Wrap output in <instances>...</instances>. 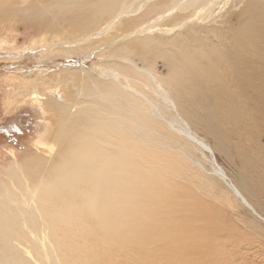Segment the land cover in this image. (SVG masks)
<instances>
[{"label": "bare ground", "instance_id": "bare-ground-1", "mask_svg": "<svg viewBox=\"0 0 264 264\" xmlns=\"http://www.w3.org/2000/svg\"><path fill=\"white\" fill-rule=\"evenodd\" d=\"M152 1L156 0L139 6V0H46L22 11L6 3L0 6V21L26 12L30 19L21 18L38 28L48 25L50 15L56 19L50 23L68 25L77 37H89L86 34L106 24L95 33L104 41L102 33L140 13ZM182 1L158 0L136 20H125L122 29L134 34L137 26L157 17L163 20L153 22L154 26H163L165 21L166 27L181 26L217 5L215 0ZM175 11L179 14L167 20L166 15ZM241 14H248L252 23L229 28L228 34L225 26L222 34L210 24L214 34H207L209 45L198 37L205 28L194 25L170 39L146 36L122 44L94 45L95 49H111L107 56L109 78L88 76L78 85L73 104L48 105L62 116L56 121L51 141L57 147L53 158L33 157L25 164L5 168L9 187L0 192L6 198L0 202V264H30L22 241L31 240L26 233L32 236L41 263L46 264H112L116 251L120 255L134 247L143 264H157L143 243L161 235L168 240L181 237L201 220L205 221L202 237H214L216 210L174 182L185 178L188 168L180 157L166 150L169 134L158 105L147 90L139 93L135 89L139 85L151 87L148 83L155 75L158 58L173 70L156 84L167 87L185 114L212 135L222 150L239 149L236 154L247 173L243 186L249 193L258 187L264 194V1L252 9L246 7ZM136 57L144 60V67L135 63ZM78 71L88 73L84 68ZM74 105L78 110L69 117ZM162 221L170 226L159 229ZM44 240L50 241L48 247H44Z\"/></svg>", "mask_w": 264, "mask_h": 264}, {"label": "rangeland", "instance_id": "rangeland-1", "mask_svg": "<svg viewBox=\"0 0 264 264\" xmlns=\"http://www.w3.org/2000/svg\"><path fill=\"white\" fill-rule=\"evenodd\" d=\"M157 1H152L140 13L123 19L115 24L116 27L102 33L100 36H105L104 41L95 37V33L97 30H104L106 24L86 34L89 37L85 35L77 37L71 33L72 29L68 25L57 23V21L50 23L49 21L56 20L50 15L48 16L50 18L46 19L48 25H38V28L25 19L28 18L26 12H19L20 17L12 16L11 19L4 20L5 25L0 21V192L9 187L5 168L14 164H25L33 157L53 158L55 155L57 147L51 141L57 129L56 121L62 116L48 109V105L53 102L73 104V95L77 94L78 85H83V79L88 76L103 74L102 78H109L107 77L109 64L107 56L111 53V49H102V47L95 49L96 45L115 42L122 44V41L146 36L170 39L179 31L185 33L186 27L193 25L205 28L198 37L208 44L207 34H214L216 29L223 34L222 27L225 26V32L228 34L229 28L237 29L244 23L247 25L252 23V20L248 19V14H241L240 17V12L246 7L252 9L261 0H215L216 8L207 7L202 15L196 16V19L192 21L184 22L181 26L166 27L164 23L167 21L162 23L163 26H154L153 22L163 20L157 17L152 22L148 21L137 26L139 28L134 34H127V31L122 29L126 25L125 20H136L148 12ZM189 1L191 0H183L182 4ZM44 2L46 0H0V6L8 3L22 11L26 7L38 6V3L42 5ZM146 2L147 0H139V6ZM210 8L211 11L208 10ZM176 14L179 12H169L166 19L170 20ZM23 15L25 18H21ZM227 17H229L228 20L222 24ZM172 22V20L168 21V25ZM210 24L214 31L209 30ZM150 25L151 30H149ZM61 29L64 32H60ZM56 31L59 33L55 35ZM68 31L71 35L67 33ZM129 35L130 38H125ZM134 60L141 68L146 64L139 57ZM148 61L153 62V59L148 58ZM82 68L88 73L75 72ZM171 69L173 70L168 62L158 58L155 64V75L151 80L153 83H148L151 87L139 85L135 89H139V93L147 90L149 98L158 105L164 118L162 121H165L166 131L169 134L166 150L180 157L188 168L185 178L174 180V182L183 188H188L189 193L197 195L203 204L216 210L218 224L214 237H202L205 221L201 220L186 229L185 231L189 230V232L184 231L181 237L169 240L164 235L152 237L143 243V249L157 264H264V194L259 192L258 187L253 186V193H249L243 186L242 180L246 179L247 173L241 158L236 154L239 153V149L222 150L212 135L198 128L185 114L173 93L167 87L156 84L158 80L167 78L171 74ZM77 110L78 106L74 105L69 117L75 115ZM215 182L220 187L218 184L215 185ZM233 186L247 199L253 211L238 198L239 196L237 197ZM2 200L6 202V198L0 196V202H3ZM169 226L167 221H162L159 229H167ZM182 231L183 229L180 230ZM26 234L31 237V240L22 238V241L30 259L29 263L46 264L41 263V256L34 249L32 236L29 233ZM49 244L50 241L44 240V247H48ZM80 245H82L81 242ZM138 248L142 250L140 246ZM139 257L138 249L134 247L120 255L116 251L111 259L112 264H143V260Z\"/></svg>", "mask_w": 264, "mask_h": 264}]
</instances>
